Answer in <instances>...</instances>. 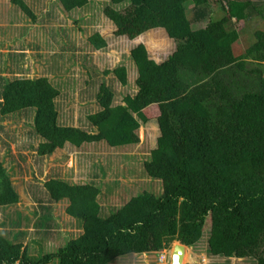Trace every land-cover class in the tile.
I'll list each match as a JSON object with an SVG mask.
<instances>
[{
    "label": "trees",
    "instance_id": "trees-1",
    "mask_svg": "<svg viewBox=\"0 0 264 264\" xmlns=\"http://www.w3.org/2000/svg\"><path fill=\"white\" fill-rule=\"evenodd\" d=\"M91 1L57 0L66 12L84 9ZM106 1L102 12L115 25V35L134 40L163 28L175 50L157 62L144 43L136 44L129 54L137 71L136 92L114 104L113 85L101 81L95 94L98 107L76 126L60 121V90L48 77L4 82L0 76V117L32 112L38 156L66 146L126 149L139 143L140 126L156 120L160 135L143 168L160 189L140 192L104 213L96 183L53 175L44 182L47 205L64 202L65 213L81 232L58 246L40 244L38 253L31 254L17 240L25 235L22 230L9 237L0 227V264H112L158 253L173 241L194 246L205 233L208 255L252 257L264 264V28H253L247 42V28L237 25L256 15L264 20V0ZM11 3L36 19L25 0ZM204 20L205 27H192ZM145 38L155 49L156 37ZM87 43L94 50L107 47L99 32ZM13 59V67L22 70L23 58ZM5 71L0 67V73ZM104 74H112L121 86L129 83L124 65ZM18 202L0 159V207ZM47 218L42 215L39 231L47 228Z\"/></svg>",
    "mask_w": 264,
    "mask_h": 264
},
{
    "label": "rangeland",
    "instance_id": "rangeland-1",
    "mask_svg": "<svg viewBox=\"0 0 264 264\" xmlns=\"http://www.w3.org/2000/svg\"><path fill=\"white\" fill-rule=\"evenodd\" d=\"M25 2L33 10L35 20L20 12L10 0H0V21L5 24L0 26V35H5L1 41L6 45L12 43L9 50H5L4 44L0 43V51L5 50L0 52V67L7 68L0 76L6 78L4 82L19 76L48 77L60 90L57 103L62 123L79 125L88 113L98 107L95 94L103 80H107L115 89L114 104L122 103L125 95L136 92L137 71L129 58L130 50L136 44L144 43L150 57L159 62L164 61L175 47L174 39L168 38L167 43L160 41L165 35L158 28L134 40L115 35V25L102 12L106 0H92L86 8L71 12L64 11L57 0ZM190 7L189 4V15L192 14ZM213 15L219 16L220 13ZM261 19V16L256 15L249 22L237 23L238 28H247V42L253 38V28H264V20L261 23ZM206 23L207 20H204L192 27L203 28ZM94 32L102 34L107 40V47L94 50L87 43ZM151 33L157 41L153 50L145 38ZM11 52L23 58V69L14 67L13 72L17 71L15 73L8 70L11 62L7 55ZM121 65L126 66L128 71L127 86L113 81L112 74H104V71ZM32 115L27 110L18 115L0 117V159L4 161L19 194L16 205L0 207V227L9 237L11 232L22 230L25 235L16 238L29 247L31 254L38 253L40 244L46 248L58 246L64 238L77 236L81 232L79 223L65 213L64 202L47 205L49 201L44 182L51 176L59 175L77 183H96L101 188L99 202L104 213L120 207L140 192L160 189V184L150 181L143 168L144 161L156 147L160 135L156 120L140 126L139 143L126 149L95 146L75 150L66 146L50 156H38L36 148L40 139L33 132ZM44 206L48 209H43ZM42 215L50 217L45 221L48 229L39 231ZM207 237L205 233L196 245L185 247L180 264H256L252 257L226 259L208 255L205 252ZM172 254L171 245L158 253L139 258H118L112 264H172Z\"/></svg>",
    "mask_w": 264,
    "mask_h": 264
},
{
    "label": "crops",
    "instance_id": "crops-1",
    "mask_svg": "<svg viewBox=\"0 0 264 264\" xmlns=\"http://www.w3.org/2000/svg\"><path fill=\"white\" fill-rule=\"evenodd\" d=\"M4 17H5V14H4ZM5 19H6V17H5ZM3 24H4V22H1V21H0V26L3 25ZM4 25H5V24H4ZM158 29H161V31L164 33V34H162V35H165V36H166V38H165V36H162L161 39H160V41L163 40L164 43H167V39L169 38V36L167 35L166 31H165L163 28H158ZM2 37H5V35H2V36L0 35V43H1V45L4 44V42L1 41V38H2ZM139 37H140V36H139ZM174 42H175V41H174ZM140 43H142V42H140ZM11 45H12V43H10V44H8V45L4 44V49H5V50H9V48L12 47ZM175 48H176V43H175V47H174L173 51L175 50ZM4 49H1L0 52L5 51ZM2 53H3V52H2ZM6 53H8V52H6ZM11 54H12V55H15V54H13V52H11ZM11 54H10V55H7V56L9 57V59H10V62L12 61V62H11V65H10L9 67L12 68V69H14V67H13V61H14L13 57L16 58V56H12ZM170 54H171V53H170ZM22 55H23V54H22ZM168 55H169V54H168ZM168 55H167V56H168ZM167 56H166V57H167ZM166 57H165V58H166ZM12 59H13V60H12ZM153 59L156 60V58H153ZM163 60H164V59H163ZM5 62H6V59H5L4 63H5ZM16 62H17V61L15 60V61H14V65H16ZM157 62H159V61H157ZM15 68H16V67H15ZM9 72H11V71H9Z\"/></svg>",
    "mask_w": 264,
    "mask_h": 264
},
{
    "label": "water",
    "instance_id": "water-1",
    "mask_svg": "<svg viewBox=\"0 0 264 264\" xmlns=\"http://www.w3.org/2000/svg\"><path fill=\"white\" fill-rule=\"evenodd\" d=\"M186 246L181 241H176L173 243L172 249L173 254L170 255V262L172 264H180L183 257V250Z\"/></svg>",
    "mask_w": 264,
    "mask_h": 264
},
{
    "label": "clouds",
    "instance_id": "clouds-1",
    "mask_svg": "<svg viewBox=\"0 0 264 264\" xmlns=\"http://www.w3.org/2000/svg\"><path fill=\"white\" fill-rule=\"evenodd\" d=\"M10 2H11V0H10ZM14 5V4H13ZM16 6V5H15ZM18 10L20 11V12H22L19 8H18ZM33 11V10H32ZM23 13V12H22ZM25 14V13H24ZM28 16V15H27ZM174 242H176V241H173L171 244H170V246L172 245L173 246V243ZM184 244V243H183ZM185 245V244H184ZM186 247H192V246H187V245H185ZM170 248V247H169ZM205 248H207V246L205 247ZM206 250V249H205ZM206 252V251H205ZM207 253V252H206ZM211 256V255H210ZM215 257H219V256H215Z\"/></svg>",
    "mask_w": 264,
    "mask_h": 264
},
{
    "label": "built area",
    "instance_id": "built-area-1",
    "mask_svg": "<svg viewBox=\"0 0 264 264\" xmlns=\"http://www.w3.org/2000/svg\"><path fill=\"white\" fill-rule=\"evenodd\" d=\"M135 258V257H134ZM137 258H139V257H137Z\"/></svg>",
    "mask_w": 264,
    "mask_h": 264
}]
</instances>
